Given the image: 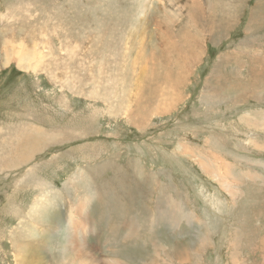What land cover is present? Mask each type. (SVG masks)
I'll return each mask as SVG.
<instances>
[{
    "label": "rangeland",
    "instance_id": "374dc122",
    "mask_svg": "<svg viewBox=\"0 0 264 264\" xmlns=\"http://www.w3.org/2000/svg\"><path fill=\"white\" fill-rule=\"evenodd\" d=\"M263 116L264 0H0V264H264Z\"/></svg>",
    "mask_w": 264,
    "mask_h": 264
},
{
    "label": "bare ground",
    "instance_id": "6f19581e",
    "mask_svg": "<svg viewBox=\"0 0 264 264\" xmlns=\"http://www.w3.org/2000/svg\"><path fill=\"white\" fill-rule=\"evenodd\" d=\"M227 17H228V16H227ZM184 31H185V30H184ZM184 31H183V32H184ZM186 31H187V30H186ZM252 73H253V72H252ZM252 73H251V74H252ZM178 80H179V79H178ZM244 86H245V85H244ZM252 117H253V116H249V117L244 116V118L246 119V120H245V124H246V125H250V124H251V125L255 126V124H257L256 122H257L258 119L256 118V120H254ZM263 117H264V116H263ZM261 121H262V120H261ZM241 123H243V122H241ZM263 125H264V124H263ZM243 126H245V125H243ZM244 174H245V173H244ZM247 174H248V173H247ZM250 175H251V173H250ZM241 177H242V176H241ZM239 179H240V178H239ZM228 181H230V180H228ZM228 181H227V180H223V183H229V184H231V183H230L231 181H230V182H228ZM232 186H234V185H232ZM113 224H114V223H113ZM109 227H110V226H109ZM128 230H129V228L127 227V231H128ZM113 233H114V232H113ZM127 233H128V232H127ZM124 237H127V236L124 235Z\"/></svg>",
    "mask_w": 264,
    "mask_h": 264
},
{
    "label": "crops",
    "instance_id": "0c3cea01",
    "mask_svg": "<svg viewBox=\"0 0 264 264\" xmlns=\"http://www.w3.org/2000/svg\"><path fill=\"white\" fill-rule=\"evenodd\" d=\"M249 116H252V115H250V114H247V117H249ZM247 126H251V124H250V125H247ZM228 171H230V170H229V168L227 167V169L225 170V172H226V175L229 173Z\"/></svg>",
    "mask_w": 264,
    "mask_h": 264
}]
</instances>
